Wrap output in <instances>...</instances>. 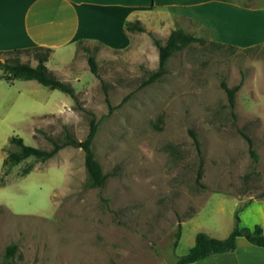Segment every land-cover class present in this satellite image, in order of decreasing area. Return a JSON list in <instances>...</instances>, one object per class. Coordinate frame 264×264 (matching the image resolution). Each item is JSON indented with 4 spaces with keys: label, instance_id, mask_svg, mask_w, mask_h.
Segmentation results:
<instances>
[{
    "label": "rangeland",
    "instance_id": "374dc122",
    "mask_svg": "<svg viewBox=\"0 0 264 264\" xmlns=\"http://www.w3.org/2000/svg\"><path fill=\"white\" fill-rule=\"evenodd\" d=\"M189 2L149 0L157 7L147 31L124 29L118 45L85 40L100 77L77 45L57 76L72 83L78 102L36 79L0 83V264H169L198 232L227 237L237 214L264 227V199L250 202L264 190V0ZM186 6L203 24L169 14ZM175 27L205 42L175 51L166 73L142 85L159 63L149 31L165 40ZM18 54L37 63L34 50ZM223 78L239 86L233 109ZM45 98L50 105H38ZM92 120L93 148L109 174L103 187L90 184L85 152L72 145L4 175L12 136L49 149L47 135L61 139L68 129L82 140ZM13 243L17 251L7 255Z\"/></svg>",
    "mask_w": 264,
    "mask_h": 264
},
{
    "label": "crops",
    "instance_id": "0c3cea01",
    "mask_svg": "<svg viewBox=\"0 0 264 264\" xmlns=\"http://www.w3.org/2000/svg\"><path fill=\"white\" fill-rule=\"evenodd\" d=\"M192 3L190 0L188 5ZM156 7L150 5L149 0H0V50L35 45L51 47L52 53L47 65L57 75L61 65L66 64L76 53L79 40H98L118 45L126 36L125 23L140 19L147 24L150 17H156ZM189 7L173 8L169 14L202 23L198 14L193 13ZM160 18L157 14L159 22ZM3 75L4 70L0 69V83L5 80ZM37 100L38 105H50L47 104V98ZM4 103V96L0 93V105ZM262 199L264 196L250 202ZM253 223L245 224L251 227L257 224ZM186 264H264V247L239 236L235 250L213 253Z\"/></svg>",
    "mask_w": 264,
    "mask_h": 264
},
{
    "label": "trees",
    "instance_id": "16d2710c",
    "mask_svg": "<svg viewBox=\"0 0 264 264\" xmlns=\"http://www.w3.org/2000/svg\"><path fill=\"white\" fill-rule=\"evenodd\" d=\"M125 29L128 31H147L146 26L140 19L130 20L125 23ZM154 44L158 48L159 63L158 67L149 71L148 77L142 81V85L151 83L166 73V64L169 57L177 50L182 49L193 42H205V39L194 33L186 31L183 27L173 28L168 37L165 40L155 36L149 31ZM84 40H79L78 45L82 46L87 53V60L90 66V70L100 77L99 64L94 52L88 47L83 46ZM219 44H225L219 41L213 40ZM234 47L235 45L229 44ZM34 50L37 63L33 64L30 61H23L19 57V52ZM52 53V48L35 45L28 48H16L9 50H0L1 54H7L5 59L0 58V68L4 69L3 77L8 81H14L15 79H36L38 82L52 89H60L68 93L76 102L79 101L78 94L75 87L71 82L64 80L57 76L53 70L47 65V61ZM13 56H11V55ZM15 54V55H14ZM4 64V65H3ZM105 86V85H104ZM221 86L226 90L228 100L231 108L236 106V92L239 86H230L225 78L221 80ZM105 89L106 86H105ZM109 100V99H108ZM97 132V123L92 120L88 134L82 140L76 138L68 129L61 139L47 135V138L52 143V147L40 148L34 145L27 144L23 137L20 135H14L10 139V146L6 149L7 155L3 160V172L4 175H8L11 169L21 163L23 160L34 157L37 160L45 161L55 155L62 147L66 145H72L75 147H81L85 152V164L90 178V184L92 186L103 187L109 176L104 172L101 162L98 160L93 148V140ZM194 137V142L198 149H200V140L194 130L190 131ZM244 137L247 139L251 153L254 157H257L256 150L254 149V142L251 136L241 130ZM15 148H14V147ZM33 166L28 165L23 169V175L29 173ZM199 175L201 172L199 171ZM1 182V180H0ZM260 196H264V190L260 193ZM182 233V224L178 226L176 232L175 245L178 244ZM239 236H244L250 243L264 247V229L260 224H255L253 227L241 224V218L239 214L236 216V223L230 234L222 239L212 237L208 233L201 231L198 232L195 238L194 244L189 250L181 255H178L176 261L172 264H186L206 257L213 253H221L235 250L237 247V239ZM17 244L13 243L7 247V255L13 256L17 251Z\"/></svg>",
    "mask_w": 264,
    "mask_h": 264
},
{
    "label": "water",
    "instance_id": "95a60500",
    "mask_svg": "<svg viewBox=\"0 0 264 264\" xmlns=\"http://www.w3.org/2000/svg\"><path fill=\"white\" fill-rule=\"evenodd\" d=\"M4 65V64H3Z\"/></svg>",
    "mask_w": 264,
    "mask_h": 264
}]
</instances>
